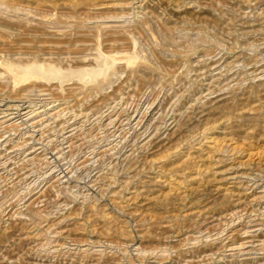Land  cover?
Listing matches in <instances>:
<instances>
[{
    "label": "rangeland",
    "instance_id": "obj_1",
    "mask_svg": "<svg viewBox=\"0 0 264 264\" xmlns=\"http://www.w3.org/2000/svg\"><path fill=\"white\" fill-rule=\"evenodd\" d=\"M0 86V264H264V0H0Z\"/></svg>",
    "mask_w": 264,
    "mask_h": 264
},
{
    "label": "bare ground",
    "instance_id": "obj_2",
    "mask_svg": "<svg viewBox=\"0 0 264 264\" xmlns=\"http://www.w3.org/2000/svg\"><path fill=\"white\" fill-rule=\"evenodd\" d=\"M81 19V18H80ZM82 26V25H81ZM142 26V25H141ZM80 27V26H79ZM88 27V26H87ZM112 27V26H111ZM170 28V27H169ZM117 29V28H116ZM126 30V29H125ZM171 30V29H170ZM76 31V30H75ZM122 31V30H120ZM140 31V30H139ZM111 32V31H110ZM116 32H119V31H116ZM115 32V34H116ZM165 32V31H164ZM65 33V31H64ZM72 33V32H71ZM83 33V32H82ZM166 33V32H165ZM37 35V34H35ZM48 35V34H47ZM46 35V36H47ZM69 36V35H68ZM169 36V34H168ZM77 39V38H75ZM113 39V38H112ZM111 39V41H112ZM114 40V39H113ZM118 40V39H117ZM123 40V39H122ZM80 41V40H79ZM78 41V42H79ZM85 40H83L84 42ZM124 41V40H123ZM26 42H30V41H26ZM40 42V41H39ZM58 42V41H57ZM76 42V41H75ZM113 42V41H112ZM44 43V42H43ZM60 43V42H58ZM57 43V44H58ZM63 43V42H62ZM79 44V43H78ZM20 45V44H19ZM112 45V44H111ZM70 46V45H69ZM73 45H71L72 47ZM78 46V45H76ZM122 46V45H121ZM20 47V46H19ZM69 48V47H67ZM110 48V47H109ZM71 49V48H69ZM116 54V53H115ZM106 56V55H105ZM104 56V57H105ZM106 59V58H105ZM114 59V58H113ZM241 60V59H240ZM237 62V61H236ZM243 62V61H242ZM229 63V62H228ZM238 63V62H237ZM244 63V62H243ZM105 65V64H104ZM5 66V65H4ZM104 67V66H103ZM44 71L45 70H52L54 73L55 72H61L60 69L58 68H54L53 66L51 65H48L46 67H43L42 68ZM259 71V70H258ZM11 72L13 73L14 77L17 79V81L21 84H32L34 81H33V78L35 76L38 75L34 70H30L28 72H25V73H19L18 71H16V69H11ZM45 73V72H44ZM51 73V72H50ZM54 73L53 74H50V75H53L54 76ZM95 73H99L98 72H95ZM41 74V73H40ZM46 76H47V72H46ZM45 76V77H46ZM235 76V75H234ZM5 78V77H4ZM255 78V77H254ZM10 79V78H9ZM15 80V79H14ZM246 80V79H245ZM29 82V83H28ZM238 82V81H237ZM44 83V82H43ZM5 85V84H4ZM43 85V84H42ZM1 87V86H0ZM38 87V86H37ZM3 88V87H2ZM9 88V87H8ZM27 88V87H26ZM42 88V87H40ZM1 89V88H0ZM29 89V86L28 88ZM17 91V90H16ZM24 91V90H22ZM26 91V90H25ZM24 91V92H25ZM43 91V89H42ZM45 91V90H44ZM212 92V91H211ZM43 93V92H42ZM18 94V93H17ZM230 94V93H229ZM21 95V94H20ZM235 100V99H234ZM228 101V100H227ZM236 103V102H235ZM252 105V104H251ZM19 108V107H18ZM211 108V106H210ZM238 108V107H237ZM226 109V108H225ZM242 110V109H241ZM252 111V110H251ZM38 112V111H37ZM260 112V111H259ZM59 113V112H58ZM244 114V113H243ZM228 115V114H227ZM225 115V116H227ZM230 115V114H229ZM228 115V118L230 119L231 117H229ZM239 115V114H238ZM246 115V114H245ZM263 115V114H262ZM1 116V115H0ZM241 116V115H240ZM249 116V115H248ZM236 117V116H235ZM235 117H233L235 119ZM232 118V119H233ZM237 118V117H236ZM7 119V118H6ZM243 119V118H242ZM253 119V118H252ZM5 120V119H4ZM226 120V119H225ZM255 120V119H254ZM253 120V121H254ZM227 121V120H226ZM237 121H238V118H237ZM249 121V120H247ZM246 121V122H247ZM233 122V120L231 121ZM235 122V121H234ZM263 122V121H262ZM16 123V122H15ZM224 123V121H223ZM227 124V123H226ZM230 124V123H229ZM17 125V123H16ZM225 125V124H224ZM212 128V126H211ZM222 128V127H221ZM226 128V125L225 127ZM223 130V128H222ZM224 131V130H223ZM195 133V132H194ZM201 132H199L200 134ZM212 132H210V130H203V132L201 133V141H203V143H200V145H197L195 148H191V149H187V153H184L183 151H180L179 149H174L172 148V152H167V154H165V156L163 157H160V158H151L152 161L150 163L153 162V166L154 164L158 163L159 165V169H160V174L161 175H164L165 177H167L166 180H168V184L169 186L171 187H176L177 189H180L184 186H187V185H190V184H193L194 182L198 181L199 179H201V177H203L202 179H204V175L207 174L209 171H210V166H206L208 164H211V160L213 157H215L214 155H217V154H213V153H220V151H223V147L222 144L220 143L221 141H219V137L218 136H214V134H211ZM222 134V133H221ZM219 135V134H218ZM223 135H224V132H223ZM194 141V140H192ZM231 141V140H230ZM195 142V141H194ZM200 142V140H199ZM196 143V142H195ZM198 143V142H197ZM179 147V146H178ZM188 148V147H187ZM234 148V146H233ZM237 148V147H236ZM235 148V150H236ZM183 149V148H182ZM229 149V150H228ZM230 151L231 148H227L225 151ZM239 150V149H238ZM232 152L234 151L233 149L231 150ZM164 152V151H163ZM183 152V153H182ZM226 153V152H225ZM231 153V152H230ZM235 153V152H234ZM238 154V153H237ZM156 155V154H155ZM219 156V155H218ZM217 159V157H215ZM220 158V157H219ZM154 159V160H153ZM214 159V158H213ZM224 159V158H223ZM220 160V159H218ZM213 161V160H212ZM201 162V163H200ZM218 162V161H217ZM207 163V164H206ZM222 163V162H221ZM215 164H216V161H215ZM152 165V164H151ZM214 165V163H213ZM219 165V164H218ZM148 166V165H147ZM150 166V165H149ZM157 166V167H158ZM212 166V165H211ZM215 166V165H214ZM213 167V166H212ZM158 169V170H159ZM212 170V169H211ZM215 170V169H214ZM220 172V171H219ZM144 174V173H143ZM208 175V174H207ZM218 176V175H217ZM157 177V176H156ZM158 178V177H157ZM208 178V176H207ZM156 178H154V181H155ZM164 179V177H163ZM151 180V179H150ZM240 180V179H239ZM161 184L163 185H166V183L164 182H161V180H158ZM143 182V181H142ZM156 182V185H157V181ZM154 182V183H155ZM200 182V180L198 181ZM144 183V182H143ZM153 181H152V184H154ZM150 185V183L148 184V186ZM160 185V184H159ZM153 186V185H152ZM158 186V185H157ZM162 186V185H160ZM144 187V186H143ZM167 187V186H166ZM189 187V186H188ZM186 188V187H185ZM191 188V187H190ZM128 189V188H127ZM138 189V188H137ZM141 189V188H139ZM143 189V188H142ZM147 189V188H146ZM173 189V188H172ZM176 189V190H177ZM139 191V190H138ZM134 192L132 194L131 197L132 198H135L137 195L139 196V194L145 192L144 189L142 191H139V192ZM142 193V194H143ZM121 194V193H120ZM167 194V193H164V195ZM123 195V194H122ZM170 195V194H169ZM189 195V194H188ZM168 196V194H167ZM224 196V195H223ZM166 197V196H165ZM131 198V199H132ZM172 198V197H171ZM174 198V197H173ZM130 199V200H131ZM186 213V212H185ZM178 214V213H177ZM183 215V214H181ZM107 217V216H106ZM183 217V216H182ZM179 218V217H178ZM185 218V217H184ZM94 219V218H93ZM111 219V218H110ZM97 220V219H96ZM171 223V222H170ZM101 224V223H100ZM84 225V224H83ZM79 229V228H78ZM92 230V229H91ZM107 230V229H106Z\"/></svg>",
    "mask_w": 264,
    "mask_h": 264
}]
</instances>
